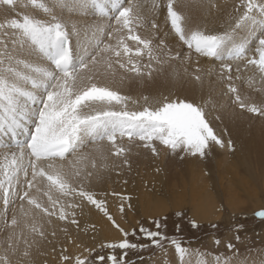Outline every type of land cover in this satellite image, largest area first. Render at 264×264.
<instances>
[{
	"label": "snow or ice",
	"instance_id": "obj_1",
	"mask_svg": "<svg viewBox=\"0 0 264 264\" xmlns=\"http://www.w3.org/2000/svg\"><path fill=\"white\" fill-rule=\"evenodd\" d=\"M30 3L42 11L41 16L26 12L17 15L19 0H0V6L14 10L11 17L0 22V204L5 212V217L0 219V232L7 231V247L0 254V264H12L11 258L21 242L27 245L21 253L28 258L23 264H31L30 250L38 249L40 241L47 239L45 218L49 225L52 217L78 225L75 209L82 208V204L65 203L62 199L77 196L103 212L122 233L119 242L105 245L123 250L122 254L119 257L100 255L96 259L101 262L106 259L109 264H130L126 261L128 250H143L147 245L131 242L129 233L109 213L106 201L86 189L84 182L90 180L93 172L81 166L86 159L81 149L89 141L94 145L107 141L109 154L123 158L122 163L127 165L126 153L131 147L117 143L124 137L143 142L140 146L150 149L153 155H158L154 144L158 141L172 152L180 150L201 158L212 143L224 147V141L214 131L200 105L175 100L162 102L155 108L130 110L131 97L96 81L114 79V65L136 78L151 79L165 64L191 62L192 55L206 57L220 62L219 78L228 82V90L235 95L240 108L264 116V103H247L248 98L242 97L231 83L239 79V75H232L233 71L237 74L242 71L240 64L234 69L233 61H244L243 68L255 66L264 79V0H241V5L237 6L240 14L234 22L225 21L224 30L218 33L188 28L191 17L181 10L196 3L211 12L217 7L212 0H166L167 22L187 47V54L173 52L163 39L154 46L152 38L138 33V29L148 26L153 32L158 28L155 20L146 21L139 0H55L56 8L65 10L68 18L57 15L46 0H30ZM158 7L157 0H153V11ZM89 12L96 21L108 19L109 25L107 29H101L99 23L91 27L85 25V34L97 42L92 52L83 48L78 54L73 36L80 34V26L72 24L70 18ZM244 30L248 37L238 40ZM250 41L256 42L254 51L258 54L251 58L247 55ZM145 56L146 63L142 62ZM184 70L187 71V67ZM195 73L194 78L201 82L203 76L214 74L211 69L202 73L198 66ZM124 79L120 77L121 82ZM115 106H119L118 109ZM227 147L234 150L231 140ZM100 155L102 159L107 158L103 151ZM92 167H96L95 161ZM123 210L122 204L120 211ZM255 215L264 219V210ZM154 223L158 230L141 227L139 231L153 246L163 248L162 242L168 238L159 231L163 227L161 223ZM191 224L193 228L198 227L195 221ZM23 228H30L31 241L23 236ZM243 228V224L234 226L236 232ZM131 235L136 236L135 229ZM235 238L240 240L239 235ZM170 243L174 246L177 264H191L189 248L177 240ZM215 243L218 246L220 241ZM226 247L231 257L210 254L206 250L192 251L210 256L211 264H240L244 257L239 250L233 251L232 243ZM61 259L73 264L69 255H62ZM74 264H87V258L76 257Z\"/></svg>",
	"mask_w": 264,
	"mask_h": 264
},
{
	"label": "bare ground",
	"instance_id": "obj_2",
	"mask_svg": "<svg viewBox=\"0 0 264 264\" xmlns=\"http://www.w3.org/2000/svg\"><path fill=\"white\" fill-rule=\"evenodd\" d=\"M229 1L232 2V0H212V2L217 5V7L212 8L211 12H208L207 8H201L196 3H193L188 8H182L181 10L191 17V19L187 22V27L193 30L210 29L208 30L209 32L212 29L213 32L211 31V33L222 32L224 30V27L226 26L225 21L234 22L235 18L240 14L237 6L241 5V0H233L234 3L232 2L231 5L229 4ZM46 2L55 9L57 15L64 18L69 17V14L65 10L56 8L55 0H46ZM139 2L143 5L142 12L146 18V21L155 20L158 26L155 32H153V30H148V27L150 26L143 28V31H141L140 29V34L143 37L152 38L154 46L159 43L160 39H163L165 41V44L168 45L173 52L179 51L182 54H187L188 50L182 49L183 45L180 44L176 40V38L166 30V28H164L163 21H167L164 11H153V4L150 2V0H139ZM23 3L25 4V2ZM30 9L31 7L29 8L28 6H26L25 8L22 7V9L16 11V14L22 15L26 12L29 15H35L36 13H34V11H30ZM13 11V9H10L7 6H0V18L4 19L6 17H11ZM70 22L72 24L80 26V34L73 36V45L77 49L78 54L81 53L83 48H87V52H92L97 42L96 39L91 35L85 34V25L91 27L95 23H99L101 29H107L109 25L105 21L94 20L90 12L87 15H73L70 18ZM257 31H259V29H257ZM248 35L249 34L247 30L241 31L237 39L243 41L248 37ZM112 43H115V41H112ZM255 43V41H250L248 43V57L253 54ZM232 63L234 69L237 64H240L242 67V71L238 73L240 75L239 79H235L234 82L231 81V83H233L237 87L239 94L242 97L248 98L246 100L247 103H255L257 105L264 103V79H261L260 75L254 74L251 68H243V61H234ZM197 66L202 70V73H206L210 69H215V71H213L214 74L203 76L202 82L197 81L194 78L196 74L195 69L197 68ZM185 67H187V71L184 70ZM114 68L116 69V76L114 79L112 77L103 78L97 80L98 83L101 85H109L113 88V90H118L122 95L128 97L138 96L141 97V99H144L145 96L148 97V99L162 98V100H166V102L175 100H187L200 105L204 108L206 118L214 128V131L218 133L219 137H221L224 141L225 148L223 149V151H219L216 148L211 149L210 147L203 158L191 157L190 163L188 162L189 164L193 163V166L191 165L190 177L192 175L193 177H198L199 179L201 178V180H204L202 179L203 176L201 175L202 173L208 174L206 168L211 163L214 165L215 173L209 180L207 179V176H204V178L208 180H205L206 183L204 182V184H200L199 181H192L191 183V178L189 179L188 183L183 181L181 184L176 183L177 185H179L178 188L180 191L175 192V190L172 192L173 199H178L177 203H173V209H179L183 205H189L192 210L193 217L199 222L211 220H213L214 222V220H217L215 218H217L218 213L220 214V199L223 200L229 210H236L242 202L241 198L236 196L237 192L239 191L238 189L244 188L246 187V185L248 186V182L250 181L249 179L257 180L260 176L264 178V116H259L240 108L239 104L235 100V95L229 93L228 82L220 79L218 72H216V68H219V63H214L210 59L192 55L191 62L182 63L180 61H174L170 62L169 64L163 65L162 70L154 72L151 79H136L133 75L130 74L129 77L128 73H125L124 70L119 69L117 65H114ZM233 73L234 77L238 75L235 70L233 71ZM121 76L125 77L123 82H121L120 80ZM132 76L135 78L134 80ZM141 99H139L135 103L129 101L128 107L131 110H134L129 105V103L133 105H140L141 107L145 106L147 100L146 102H143L141 101ZM158 104L159 103L155 102L154 106L158 107ZM97 107L105 106L98 105ZM115 107L118 109L117 106ZM135 109L140 110L137 106L135 107ZM226 132L230 137L228 141L231 140L234 145V150H232L231 152H229L226 148L227 145L224 140V134ZM155 146L157 150H159V146L156 143ZM109 148L110 145L107 141H102L99 143V145L88 144L83 149H81V152L86 157V159L82 161L81 166L85 162H89L96 158L98 155H100L101 151H103V153L105 154L106 150ZM162 150H164V148ZM144 151L145 153L149 152L146 149H144ZM168 156L164 158L166 159ZM187 157H189V155H185L184 158L187 159ZM144 158L148 160L146 154H144ZM160 158H162V156ZM161 161L163 162L164 160H160V163L162 164ZM157 164L156 167H158ZM162 166L159 167L164 169V167ZM91 167L92 165L90 166V168ZM239 168H244L245 172H248L246 173L247 177L244 174H240ZM142 170V168L139 169L140 174L142 173ZM86 171L93 172V176L90 178V180H86L84 182L85 187L87 190L93 192L98 199L112 198V195L116 196L117 198V196L124 193L133 195L135 191H137V200L134 203L140 208L139 211L142 216L152 218L159 217L166 214L169 209H172L169 204L167 205L165 203H159L158 200L153 196L144 193L143 187L141 189H138L137 187V190L135 189V186H129V183L125 186H112L113 183H110L104 176H101L107 173V170L99 171L98 168L95 167L91 170ZM145 175L147 176V178L150 176L149 169H146ZM213 179H216V181H214ZM176 184L173 183L171 185ZM168 186L170 187V180H168ZM172 189H174V187ZM53 195L56 196L58 194L53 193ZM219 196L221 197L220 199ZM116 198H114V200ZM43 199L44 201H46L47 198L44 197ZM62 199L65 203H81L82 208L75 209V218L77 219V221H79L82 217L84 220L83 224L87 225L85 227H87L86 229L88 230L95 227L97 231L98 228V236H100V238H104V241H113L121 238V232L116 231V228L113 227L112 223L108 219L105 220L100 214H98L99 211H94L96 210V208L92 209V211L94 212L91 213L90 219L84 217L85 212L83 208L86 203L83 204V202L78 199V196L62 197ZM121 201L123 200L121 199ZM145 203L146 206L144 207ZM114 204L113 206L116 208L115 205L117 204ZM113 206L110 203L107 207H110L111 211H108H110L111 215H113V219L116 221V223L119 224L121 228H123L125 226L123 213L116 209H113ZM91 207L93 208V206ZM242 208H244V206L241 204L237 211L241 210ZM8 218H11V209L9 210ZM46 219L47 218H45L44 229L47 235V239L40 241L38 249L33 247L30 250L31 264H54L57 259L62 260L60 257H62L63 254H51L52 251L57 252L59 249L66 250L68 254L65 253L64 255H69L72 260L76 257H82L86 254V250H90L96 247L95 244L97 241H99L97 238V240L95 239L94 241H92L93 239H90L91 233L89 234V231H85V233H83L80 229L81 227L78 225H73L67 221H59L55 217L51 218L52 222L49 225L46 223ZM129 222L132 224L135 223L133 217H131ZM23 223L24 222L22 221V227ZM30 223L31 219H29V224ZM50 226L51 228H53L51 229ZM67 226L69 227L66 228ZM52 233H55V235H53ZM6 236L7 231L0 232V254H3V249L7 247V244L5 242ZM23 236L27 237L29 241H31L32 236L30 234V228H23ZM25 248H27V245H25L23 242L18 245V251L16 255L11 258L12 264H23L24 259H28L22 257L21 255ZM190 261L191 264H200L201 261H204L205 264H211L210 256L204 257L200 254V252H193V254H191ZM157 264H177V256L171 254V257L167 258L166 261H160ZM240 264L260 263H257V260L249 258L247 261L241 260Z\"/></svg>",
	"mask_w": 264,
	"mask_h": 264
},
{
	"label": "rangeland",
	"instance_id": "obj_3",
	"mask_svg": "<svg viewBox=\"0 0 264 264\" xmlns=\"http://www.w3.org/2000/svg\"><path fill=\"white\" fill-rule=\"evenodd\" d=\"M23 2H25V4ZM28 2H30V0L29 1L28 0L27 1L26 0L25 1L19 0L20 6L18 5V9H22V7L25 8L26 6H28L29 8L31 7L30 11H32V12L34 11V13H36L35 16H37V15L40 16L42 12L39 10L35 11V8L30 5L31 3H28ZM232 2H233V0H232ZM232 2L229 1V4L231 5ZM20 3H22V4H20ZM26 3H28V4H26ZM39 12H40V14H39ZM2 21H3V19L0 18V22H2ZM138 30H140V29H138ZM201 30H203V29H201ZM208 30H210V29H208ZM208 30L204 29L203 31L209 32ZM211 31H212V29H211ZM211 31L209 33H211ZM113 59H115V58H113ZM142 62H145V63L147 62L146 56L142 59ZM217 69H219V68H216V72H218ZM213 71H215V69ZM128 75H129V73H128ZM130 75H132V74H130ZM130 75H129V77H130ZM232 75L234 76V73H232ZM239 77H240V75H239ZM135 78L133 77V80ZM234 80H233V82H234ZM97 83H98V81H97ZM139 99H141V97L131 96L130 101L137 102ZM141 101L146 102L145 99H141ZM149 102H151V103H149ZM155 102L159 103L158 104V106H159L160 103L166 102V100H162V98L161 99L150 98V99H147V103L143 107H141L140 105H135V104L133 105L130 103H129V105L134 110H136L135 109L136 106L139 107L140 110H143L144 107L155 108L156 107V106H154ZM117 107H119V106H117ZM229 138H230L229 134L226 132L224 134V140H225L226 145H227ZM124 140H126V141H124ZM117 142H119V144H122V142H123L122 145H124L125 147H129V146L131 147V151L126 153V157L128 160L127 165H124L122 163L123 158H117V157L111 156L109 154V149H107L106 153L104 154L107 158L102 159L101 155H98L93 160H91L89 162H85L82 165V167L85 169V171L91 170L93 167L90 168V166L92 165V162L95 161L96 167L98 168L99 171H101V170L102 171L103 170L108 171L107 173H105L104 175H101V176H104L107 181H109L110 183H113L112 186H125L126 184L129 183V186H131V187L135 186V189H137V187H138V189H141L143 187L144 193L153 196L155 199L158 200L159 203H165L167 205L169 204L170 207H172L173 203L175 204L178 202V199L174 200L173 195H172L173 191H175V190H176L175 192L180 191L178 188L179 185H177L176 183L181 184L182 181L188 183L189 179L191 178V183H192V181H199L200 184H204V182L206 183L205 180L211 179L212 175L215 173L214 165L211 163L206 168L209 175L207 173H202V175H201V176H203L202 179H204V180H201V178L199 179L198 177H193L192 175L190 177L191 165L193 166V163H191V164H189V163L191 161V157L193 158V156H191L190 154H188L186 152L180 151V150H177L176 152H172L167 147L161 145L158 141H154V144L156 143L159 146V150H157L158 155H153V153L151 152L150 149L140 146V145H142L143 142H140L138 140L129 141L127 138H122V139H118ZM210 147H211V149L216 148L219 151H223V149L225 148V147H220L218 145H215L214 143H212ZM163 148L165 151L162 150ZM226 148L228 149L229 152L232 151V150H229L228 147H226ZM144 149H146L150 153L149 152L145 153ZM162 151H163V153H162ZM167 153L169 156L167 155ZM144 154L147 155L148 160L146 158H144ZM150 154H151V156H150ZM185 155H189V157H187V159L189 161L184 158ZM161 156L163 159L160 158ZM166 156H168L166 158L167 161L164 158ZM180 156H183V157H180ZM182 158H183V160H182ZM194 158H201V157L197 156ZM159 159L164 160L163 162L161 161L163 166L160 163ZM171 159H173V160H171ZM186 160H187V162H186ZM156 164L158 167H156ZM159 166L164 167V169L159 167ZM140 168L143 169L141 174L139 173ZM146 169H149V171H150V176L148 178L145 175ZM159 171H160V173H159ZM246 173H248V172H245L244 168L240 169V174H244L247 177ZM204 174H206V175H204ZM204 176L205 177L207 176L208 178L206 179V178H204ZM196 178L199 180H197ZM168 180H170V187L168 186ZM213 180L216 181V179H213ZM249 180L250 181L248 182V186L246 185V187H244L246 190L244 188H239L238 189L239 191L237 192V195H236L237 197L241 198L242 202L240 203V206L242 204L244 206V208L237 211V209L240 207V206H238L236 210L232 209V207H231V209L233 211L229 210V208L225 205V203L223 202L222 199H220L221 197L219 196V199H220V205H219L220 211L219 212H220V214L218 213L217 218H215L217 220L216 221L214 220V222H213V220L205 221V222H199L198 220H196L192 215V210H191L189 205H183L179 209H173V207H172V209H169V211L166 214H164L163 216L153 217V218L152 217H144L140 214V211H139L140 208L138 206H136L134 203L137 200V191H135L136 194L134 193L133 195L125 194V193L122 195H119V196H117L118 200H117L116 196H114V195L111 196L112 198H106V199L101 198V199L106 201V207L109 206L110 203L113 206V204L115 202V204H117V205L114 204L116 206V208L113 206V209H116L118 211H120V206L122 205V203H124L123 204L124 210L122 213L124 216L125 226L123 227V229L129 233L128 239L134 243L147 245V247L144 248L143 250H128V256L126 258V261L130 262V264H157L160 261H166L167 258L171 257V254H174L176 256L175 251H174V246L170 243L171 240H177V241L181 242L183 246H186L187 248H189V251L191 254H193V252H194L192 250H206L207 253H210V254L216 253V254H220L222 256H229V257L232 256V253L229 252L226 245L228 243H232L235 246L233 251L239 250V253L241 254V256L244 257V259H242V260L247 261L250 258V259L257 260V263L264 264V219H261L255 215V213L257 211L264 210V178H262V176H260L257 180H253V179H249ZM201 181H202V183H201ZM173 183L176 184L177 186L171 185ZM173 187H174V189H172ZM114 198H116V199L114 200ZM78 199H80V198L78 197ZM111 199H113L114 201ZM121 199L124 202L121 201ZM85 203L87 204V202L83 201V204H85ZM86 204L83 208L84 212H85L84 217H86L87 219L88 218L90 219L91 213H93L94 211H99V210L96 209V210L92 211V209H95V207L93 206V208H92L91 207L92 205L87 204V206H86ZM145 206H146V203L144 204V207ZM89 208L91 209V211ZM107 209L111 211L110 207H107ZM110 211H109V213H110ZM0 212H1L0 218L3 219L5 217V212H4L3 206L1 204H0ZM88 213H89V215H88ZM2 214H3V216H2ZM98 214H100L105 220H107V217L103 214V212L99 211ZM112 217H113V215H112ZM131 217H133V219L135 220V223H133V224L129 222ZM8 219H10V218H8ZM193 219L196 222V224L198 225V227H196V228L192 227L191 221H193ZM81 220L78 221L79 222L78 226L81 227V228L79 227L81 229V231L83 233H85V231H87V232L89 231V234L91 233L90 239H93L92 241H94L96 238L99 240L95 244L96 247H94L90 250L89 249L86 250V254L84 256L80 257L82 259L87 258V264H109V262L106 259H105V261L101 262V261L97 260L96 257L100 256V255L107 257L110 254H115V255H117V257H119L122 254L123 250H120V249L114 250V249H110V248L105 246L108 243L119 242L123 238L122 233H121V238L118 240L104 241V238H100V236H98V233H97V232H99L98 228H97V231H96L95 227L90 228V230H88V229H86L87 227H85L87 225L83 224L84 220L82 217H81ZM156 221H159L161 223V225L163 226L161 229H159V231H161L168 238L167 240L162 242L164 245L163 248L153 246L151 244V242L146 240L144 238L143 234L140 233V231H139V229L141 227H144L145 229L152 230V231L158 230V229H156L155 223H154ZM238 224H243L244 228H243V230L236 232L234 230V226L238 225ZM214 225H215V227H214ZM68 227L69 226H67L66 228H68ZM84 227H85V229H84ZM50 228H51V226H50ZM134 229L136 230V236L131 235V233ZM116 231L119 232L118 229H116ZM237 235H239V237H240L239 241H237L235 238ZM216 240L220 241V244L218 246L215 243ZM49 245H50V243H49ZM48 247H50V246H48ZM81 248H84V247H81ZM58 253L63 254V255L65 253L68 254V252L64 249H59L57 252L52 251L51 254L58 255ZM140 257H142V259ZM72 261L74 264L75 259H73ZM54 264H67V262L57 259Z\"/></svg>",
	"mask_w": 264,
	"mask_h": 264
}]
</instances>
